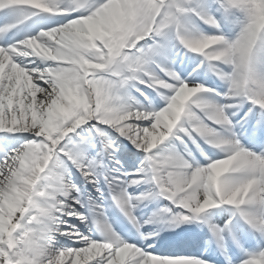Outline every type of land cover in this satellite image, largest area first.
I'll return each instance as SVG.
<instances>
[{
  "label": "snow or ice",
  "instance_id": "6c2138e0",
  "mask_svg": "<svg viewBox=\"0 0 264 264\" xmlns=\"http://www.w3.org/2000/svg\"><path fill=\"white\" fill-rule=\"evenodd\" d=\"M0 264H264V0H0Z\"/></svg>",
  "mask_w": 264,
  "mask_h": 264
}]
</instances>
